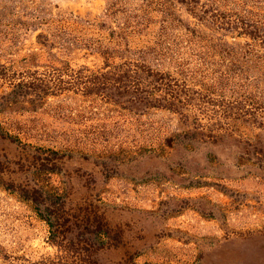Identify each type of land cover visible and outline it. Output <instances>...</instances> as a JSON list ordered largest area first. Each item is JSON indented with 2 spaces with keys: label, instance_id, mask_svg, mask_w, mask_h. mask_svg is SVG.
Here are the masks:
<instances>
[{
  "label": "rangeland",
  "instance_id": "obj_1",
  "mask_svg": "<svg viewBox=\"0 0 264 264\" xmlns=\"http://www.w3.org/2000/svg\"><path fill=\"white\" fill-rule=\"evenodd\" d=\"M0 264H264V0H0Z\"/></svg>",
  "mask_w": 264,
  "mask_h": 264
}]
</instances>
